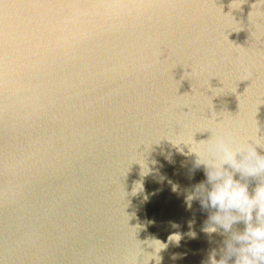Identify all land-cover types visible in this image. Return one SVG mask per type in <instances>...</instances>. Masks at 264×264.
<instances>
[{
  "label": "water",
  "instance_id": "water-1",
  "mask_svg": "<svg viewBox=\"0 0 264 264\" xmlns=\"http://www.w3.org/2000/svg\"><path fill=\"white\" fill-rule=\"evenodd\" d=\"M208 129L264 136L257 0H0V264H203Z\"/></svg>",
  "mask_w": 264,
  "mask_h": 264
},
{
  "label": "clouds",
  "instance_id": "clouds-1",
  "mask_svg": "<svg viewBox=\"0 0 264 264\" xmlns=\"http://www.w3.org/2000/svg\"><path fill=\"white\" fill-rule=\"evenodd\" d=\"M257 2L264 5V0ZM206 131L211 133L210 137L200 142L194 136L171 140L178 151L183 152L179 147L182 144L188 148L185 155H195L194 168L204 166L206 180L194 185L185 196L189 208L198 200L203 209L215 210L210 212L202 230L211 234L220 227L230 233L224 241L225 247L219 253L212 249L203 264H229L232 257H235L232 264H264V155L257 151V147L264 148V136H258V131L255 137L246 138L237 137L229 129ZM237 174L239 179L235 178ZM249 178L257 180L251 193ZM240 221L245 224L243 231H233V224ZM180 239L179 234L169 237L177 243ZM159 244L160 248L153 247L157 264L160 257L156 254L166 247ZM218 254L220 259L216 258Z\"/></svg>",
  "mask_w": 264,
  "mask_h": 264
}]
</instances>
